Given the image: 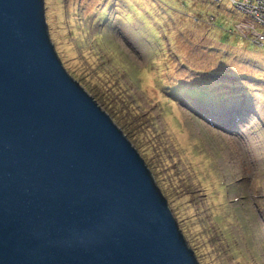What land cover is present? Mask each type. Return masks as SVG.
Instances as JSON below:
<instances>
[{"label": "rangeland", "instance_id": "obj_1", "mask_svg": "<svg viewBox=\"0 0 264 264\" xmlns=\"http://www.w3.org/2000/svg\"><path fill=\"white\" fill-rule=\"evenodd\" d=\"M44 1L62 65L145 160L199 263L264 264V41L236 30L247 15L229 0ZM241 107L250 125L223 127Z\"/></svg>", "mask_w": 264, "mask_h": 264}, {"label": "water", "instance_id": "obj_2", "mask_svg": "<svg viewBox=\"0 0 264 264\" xmlns=\"http://www.w3.org/2000/svg\"><path fill=\"white\" fill-rule=\"evenodd\" d=\"M0 264H199L145 160L62 65L44 0H0Z\"/></svg>", "mask_w": 264, "mask_h": 264}, {"label": "clouds", "instance_id": "obj_3", "mask_svg": "<svg viewBox=\"0 0 264 264\" xmlns=\"http://www.w3.org/2000/svg\"><path fill=\"white\" fill-rule=\"evenodd\" d=\"M214 2H216L217 4H219V3H221L223 0H219V1H217V0H213ZM231 0H229V3L231 4V6L233 7V8H235L236 10H237V12H241V10H239V9H237L235 6H234V4L232 3V2H230ZM235 2H237V3H241V2H239V1H236V0H234ZM242 1V0H241ZM247 22H248V20H247V18L245 19V20H243L242 21V23H246L247 24ZM102 23H105V22H103L102 20H101V22H100V25H98V26H101V24ZM242 23L241 24H239V23H236V26H235V28H236V30L239 32V34L242 36H244L245 38H247V37H249V35H248V32L249 31H246L245 29H244V25H242ZM258 26V25H257ZM256 25L254 26V27H252L253 29H252V31L254 30L255 31V35L257 36L255 39L253 38L252 39V43H254V44H257L258 46H262L261 44H262V42L264 41V29L262 28V27H260V26H258V27H260L261 28V31H259L256 27H257ZM259 35V36H258ZM260 36H262L263 38L262 39H260ZM199 97H200V95H199ZM220 107H216V108H214V111L213 112H211V111H206V112H211V114H215V115H218L217 113H220ZM251 114V113H250ZM249 114V111H247L246 110V107L244 108V107H241L240 108V110L239 109H231V110H228L227 111V113H223L222 115L224 116L225 115V117L227 118V119H229L230 117H232L230 120H224L223 122H220L221 123V125L223 126V127H228V126H230L229 124H231L232 125V127H235L236 126V128L237 129H241L242 127L243 128H246V127H248V125H250V122H249V117L251 116ZM219 122V121H218ZM232 127H230V129H232V131H233V128ZM235 128V129H236ZM228 129H226V128H224V132H228L227 131ZM153 176V175H152ZM157 183V182H156ZM178 225H179V223H178ZM179 229H180V231L182 232V230H181V228H180V226H179ZM183 233V232H182ZM183 235H184V239H185V241H186V243H188L187 242V239H186V237H185V234L183 233ZM188 245H189V247L191 248V246H190V244L188 243ZM192 249V248H191ZM193 250V249H192ZM194 254H195V252H194ZM196 257H197V254H196ZM197 261H198V263H199V260L197 259ZM200 264V263H199Z\"/></svg>", "mask_w": 264, "mask_h": 264}, {"label": "built area", "instance_id": "obj_4", "mask_svg": "<svg viewBox=\"0 0 264 264\" xmlns=\"http://www.w3.org/2000/svg\"><path fill=\"white\" fill-rule=\"evenodd\" d=\"M231 2L237 9L241 10L247 15V24L242 23L246 31L252 30V27L255 25H258L264 29V0H242L241 3L231 0ZM253 32L255 33L254 30ZM262 38L263 37L260 36V39Z\"/></svg>", "mask_w": 264, "mask_h": 264}, {"label": "trees", "instance_id": "obj_5", "mask_svg": "<svg viewBox=\"0 0 264 264\" xmlns=\"http://www.w3.org/2000/svg\"><path fill=\"white\" fill-rule=\"evenodd\" d=\"M188 93H190V94H191V93H195V94H198V95L202 96V94L204 93V91L202 90V92H201L200 90L198 91V90H195V89H192V88H191V89L188 90ZM95 100H96V99H95ZM96 101H97V100H96ZM97 103H98V102H97ZM99 106H100V105H99ZM103 110H104V109H103Z\"/></svg>", "mask_w": 264, "mask_h": 264}]
</instances>
